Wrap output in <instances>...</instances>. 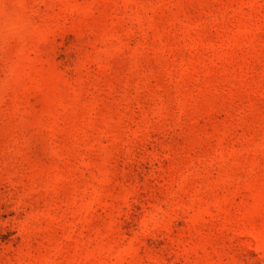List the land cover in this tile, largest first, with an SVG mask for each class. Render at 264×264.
I'll list each match as a JSON object with an SVG mask.
<instances>
[{
  "label": "rangeland",
  "instance_id": "1",
  "mask_svg": "<svg viewBox=\"0 0 264 264\" xmlns=\"http://www.w3.org/2000/svg\"><path fill=\"white\" fill-rule=\"evenodd\" d=\"M0 264H264V0H0Z\"/></svg>",
  "mask_w": 264,
  "mask_h": 264
}]
</instances>
